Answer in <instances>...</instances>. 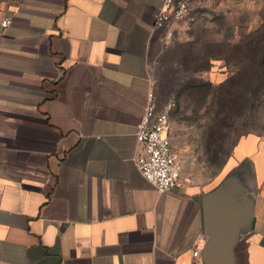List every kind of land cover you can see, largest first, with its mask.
Listing matches in <instances>:
<instances>
[{"label":"crops","instance_id":"obj_1","mask_svg":"<svg viewBox=\"0 0 264 264\" xmlns=\"http://www.w3.org/2000/svg\"><path fill=\"white\" fill-rule=\"evenodd\" d=\"M165 1L0 2V264H264V133L209 185L136 165Z\"/></svg>","mask_w":264,"mask_h":264},{"label":"rangeland","instance_id":"obj_2","mask_svg":"<svg viewBox=\"0 0 264 264\" xmlns=\"http://www.w3.org/2000/svg\"><path fill=\"white\" fill-rule=\"evenodd\" d=\"M263 18L264 0H193L185 18L156 26L150 66L158 108L169 114V135L178 153L181 182L212 184L242 136L264 133L263 93L253 106L237 111L231 97L244 91L248 81L241 76L240 85L221 87L225 80L238 77L236 56L213 60L212 67L201 73L187 66L194 58L207 59L208 44L227 40L234 45L258 28ZM194 79L214 87L207 84L203 97L183 90V84Z\"/></svg>","mask_w":264,"mask_h":264},{"label":"built area","instance_id":"obj_3","mask_svg":"<svg viewBox=\"0 0 264 264\" xmlns=\"http://www.w3.org/2000/svg\"><path fill=\"white\" fill-rule=\"evenodd\" d=\"M193 0H166L160 10L156 26L171 19H183L190 11ZM0 26L7 28L13 21L7 6L0 3ZM169 114L160 111L155 93H150L148 105L137 127L138 153L135 161L138 170L158 190L167 193L181 183L177 151L169 136ZM194 256L199 251L193 252ZM193 264H199L196 260Z\"/></svg>","mask_w":264,"mask_h":264},{"label":"trees","instance_id":"obj_4","mask_svg":"<svg viewBox=\"0 0 264 264\" xmlns=\"http://www.w3.org/2000/svg\"><path fill=\"white\" fill-rule=\"evenodd\" d=\"M228 42L223 40L208 44L204 55V58L207 59L202 62V59L194 58L187 66L192 72L201 73L212 67L213 60H227L228 56L233 59L236 56L240 65L237 70L238 77L233 76L225 80L222 82L221 87L240 85L241 76L248 81L244 85V91H238V94L231 97V106L238 111L242 108L246 109L248 106H253L255 99L259 98L258 96L262 93L264 95V18L258 28L246 36H242L234 45L230 46ZM244 72H249L250 76H246ZM207 84L209 87H214L210 82L196 79L187 81L182 87L185 91L196 93V95L200 94L201 96L199 97H203Z\"/></svg>","mask_w":264,"mask_h":264},{"label":"water","instance_id":"obj_5","mask_svg":"<svg viewBox=\"0 0 264 264\" xmlns=\"http://www.w3.org/2000/svg\"><path fill=\"white\" fill-rule=\"evenodd\" d=\"M209 264H214L213 262H209Z\"/></svg>","mask_w":264,"mask_h":264}]
</instances>
